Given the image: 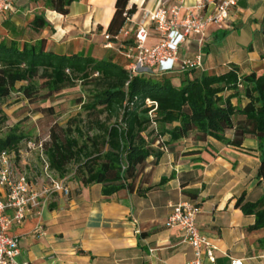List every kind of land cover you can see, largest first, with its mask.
Masks as SVG:
<instances>
[{"label": "crops", "instance_id": "1", "mask_svg": "<svg viewBox=\"0 0 264 264\" xmlns=\"http://www.w3.org/2000/svg\"><path fill=\"white\" fill-rule=\"evenodd\" d=\"M196 1L129 0L126 8L134 5L135 10L120 30L128 31L130 41L145 11L182 5L183 17L186 8ZM45 3L46 0H13V8L3 22L10 32L34 34L23 41L46 38L47 49L58 55L111 57L127 67L118 42L108 46L103 36L116 0H74L66 15ZM40 13L52 26L35 32L29 24ZM262 19L264 0H237L230 10L227 28L211 25L201 47L197 36H191L188 48L178 52L175 69L156 75L171 77L178 85L183 75L179 71L181 61L193 58L199 50L203 52L202 66L190 70V77L222 74L232 66L242 74L264 72ZM6 36L19 41L8 32ZM159 39L151 27L147 44L154 45ZM231 101L236 104L238 99ZM226 135L230 137L231 132ZM29 154L40 160L43 183L41 158L36 151ZM18 160L30 166L25 157ZM258 168V141L254 136H246L241 147L215 139L188 138L175 142L157 164L146 165L142 187L157 184L164 176L168 180L144 194L121 189L105 196L100 184L84 186L66 175L67 196L51 195L39 214L33 212L23 223L11 227L10 233L19 238L17 259L28 264H193L194 249L182 242L177 228L165 225L173 204L190 201L200 206L197 226L215 246L214 262L203 257V264H230L232 259L241 264H264V227L249 230L254 216L244 215L237 205L240 197L251 202L264 197V181L258 176Z\"/></svg>", "mask_w": 264, "mask_h": 264}, {"label": "trees", "instance_id": "2", "mask_svg": "<svg viewBox=\"0 0 264 264\" xmlns=\"http://www.w3.org/2000/svg\"><path fill=\"white\" fill-rule=\"evenodd\" d=\"M72 1L46 0L45 6L66 15ZM128 2L116 0L105 30L112 38L134 13V5L126 8ZM46 26L52 25L42 13L29 24L35 32ZM261 32L264 35V19ZM46 42V38L22 43L0 38V126L8 119L2 104L13 92L35 104L77 83L84 86L87 94L76 99L80 110L63 125L53 123L43 142L54 176L64 178L72 172L81 185L100 184L105 196L121 189L144 194L168 180L164 176L144 188V168L157 164L178 140L215 139L241 147L246 136H254L258 176L264 181V72L242 74L232 66L222 74L190 77L185 71L175 85L171 77L151 72L130 75L111 57L58 55L47 49ZM234 97L236 104L231 101ZM40 110L53 113L49 105ZM26 139L12 126L0 135V152L17 151ZM237 205L244 215L254 216L249 230L264 227V197L254 202L240 197Z\"/></svg>", "mask_w": 264, "mask_h": 264}, {"label": "built area", "instance_id": "3", "mask_svg": "<svg viewBox=\"0 0 264 264\" xmlns=\"http://www.w3.org/2000/svg\"><path fill=\"white\" fill-rule=\"evenodd\" d=\"M237 0H197L186 8L183 17L180 16L182 5L159 6L155 10L143 13L135 27L131 40L128 41V31L120 30L115 36L104 32L108 46L118 42L119 49L127 61L130 75L138 72L162 74L175 69L179 50L188 48L191 36H197L201 47L207 39V30L211 25L227 28L230 10ZM13 8V0H0V25L5 16ZM159 34V41L154 45L147 44L150 28ZM129 42V43H128ZM201 50L193 58H184L179 66L180 72L190 71L202 66ZM156 71H155V69ZM151 105L150 100H146ZM45 139H26L16 150L0 152V264H28L18 261L20 254L19 238L10 233L13 225H20L31 213H40L43 206L53 194L67 196L69 187L64 178L54 176L49 170L44 155ZM36 151L42 161L43 183L37 185L26 171L18 170L16 161L29 152ZM165 225L177 228L181 232L182 242L194 249L193 264H203L205 257L209 262L215 260V246L209 237L197 226V216L200 206L190 201H183L171 206ZM230 264H241L232 259Z\"/></svg>", "mask_w": 264, "mask_h": 264}, {"label": "rangeland", "instance_id": "4", "mask_svg": "<svg viewBox=\"0 0 264 264\" xmlns=\"http://www.w3.org/2000/svg\"><path fill=\"white\" fill-rule=\"evenodd\" d=\"M1 33L4 37L8 32L10 36L17 37L19 41L29 39L30 32H10L6 22L0 25ZM32 38V37H31ZM207 40V39H206ZM201 46H203L205 43ZM202 52V50H201ZM203 53V52H202ZM87 94L85 87L77 83L73 87H67L55 94L45 102L31 104L22 94L13 92L8 99L2 104L3 110L8 115L7 121L0 126V135H3L10 127L16 126L18 132L24 134L29 139H48L49 128L53 123L63 125L68 118L75 115L80 110V105L76 102L79 97H84ZM53 107V113H45L40 110L44 106ZM27 154L25 156L27 163L22 164L17 161L18 170L23 171L27 167V172L36 183H41L40 176V160L36 159L35 155ZM72 172L68 173L71 175ZM37 178V179H35Z\"/></svg>", "mask_w": 264, "mask_h": 264}]
</instances>
